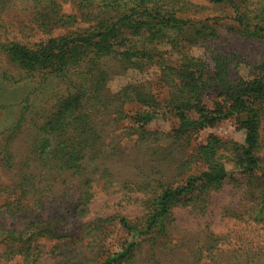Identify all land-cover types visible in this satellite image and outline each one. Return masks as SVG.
I'll return each instance as SVG.
<instances>
[{"label": "trees", "instance_id": "16d2710c", "mask_svg": "<svg viewBox=\"0 0 264 264\" xmlns=\"http://www.w3.org/2000/svg\"><path fill=\"white\" fill-rule=\"evenodd\" d=\"M28 1L34 9L37 29L49 28L47 33L50 34L53 28L60 26L65 31L32 44L0 40V58L7 66L0 69V78L13 79L10 67L19 73H42V86L53 77L51 84L58 82L66 89L55 102L48 103L49 98H46L45 104L36 110L29 96L20 101L21 110L2 149L7 169L18 166L13 182V191L17 192L4 198L0 205L5 206L11 216L24 219L26 228L22 232L0 228V242L28 243L31 247V241L41 234L61 240L70 237L68 233H60L55 225L58 219L42 220L38 213H33L35 209L31 205L40 204L42 192L46 187L50 191L60 175L83 173L84 163L94 155L93 148L102 136V126L93 121L97 112L113 111L117 118H122L132 108L131 117L138 128L143 130L145 124L164 110L177 118L182 134L196 125H212L219 119L234 116L246 134L244 144H231L230 154L226 156L233 169H237L238 178L228 175L223 163L215 161L180 185L161 188L149 201L142 227L119 216L120 224L132 231L131 238L118 251H104L99 264L133 261L134 247L139 245L134 237L145 235L155 222L159 231L151 236L153 246L161 244L162 240L168 241V236L161 232L160 237L159 232L165 228L162 221L169 217L173 203L192 201V206L197 207L210 199V193L228 179L244 193L248 192L247 198L261 199L249 210L260 218L264 216V143L259 133L264 114V59L252 67L251 76H233L231 58L207 45L216 38V27L220 24L264 42V0H202L205 5H194L189 0H72L76 6L74 12L63 10V0ZM4 4V0H0V11ZM212 8L217 9L208 13ZM118 34L126 35L127 41L117 42ZM163 38L173 43V47L179 46L174 62L166 57L172 52L155 46ZM191 45L204 47L211 65L192 55L188 51ZM151 65H157L165 81V99H159L158 94L146 91L138 83H128L113 94L106 89L115 71L123 73L129 67L143 71ZM48 88L41 90L46 92ZM204 93L214 94L210 106L203 104ZM125 104H131L132 108L127 109ZM189 112H195L198 118L192 120ZM23 132L26 154L20 165L14 161L10 145L15 135ZM219 144L216 140L203 149L212 155ZM33 159L44 173L32 170ZM42 181L50 183L41 187ZM87 189L89 187L84 185L83 201L90 196ZM57 212L55 209L54 214ZM91 245L63 263L94 264V246ZM30 256L32 254L28 253L25 260L32 264L35 260H29ZM155 264L160 263L156 260ZM190 264L207 262L191 261Z\"/></svg>", "mask_w": 264, "mask_h": 264}, {"label": "rangeland", "instance_id": "374dc122", "mask_svg": "<svg viewBox=\"0 0 264 264\" xmlns=\"http://www.w3.org/2000/svg\"><path fill=\"white\" fill-rule=\"evenodd\" d=\"M189 1L194 5H205L202 0ZM4 2L0 11V40L32 44L65 31L60 26L53 28L50 34L47 33L49 28L37 29L33 19L34 9L30 8L28 0ZM62 8L67 12L76 11L72 0H63ZM216 9H209L208 13ZM216 31V38L207 45L231 58V75L251 76L252 67L264 59V42L228 30L221 24L216 27ZM117 37V42L121 44L127 41L126 35L118 34ZM155 46L172 52L166 54L171 62L178 58L175 51L179 46L173 47L167 38ZM188 51L211 65L204 47L191 45ZM6 67L5 61L0 58V69ZM8 70L14 76L13 79L0 78V204L4 198L17 192L13 191V182L18 166L7 169L2 149L18 118L20 101L29 96L32 108H40L38 106L44 105L46 98H49L48 103H53L66 89L65 85L58 82L51 84L53 77L42 86V73H19L10 67ZM128 83L142 84L146 91L158 94L159 99L166 97L165 81L157 65L147 66L143 71L132 67L123 73L115 71L106 89L113 94ZM47 87V91L42 92L41 88ZM213 99V93H204L202 96L203 104L209 106ZM124 107L129 109L132 105L125 104ZM160 111L159 117L145 124L143 130L137 127L131 117L133 108L122 118H117L113 111L97 112L93 121H98L102 126V136L93 148L94 155L84 163L83 173L60 175L58 183L50 191L46 187L42 192L40 204L34 202L31 205L35 209L33 213H38L42 220L58 219L55 225L60 233H68L70 237L61 240L41 234L31 241V247L28 243L0 242V264H30V261L25 260L28 253L32 254L29 260H35L32 264H64L63 261L90 243L94 246V264H99L104 251H118L131 238L132 231L120 224L119 216L142 227L149 201L155 198L161 188L180 185L186 178L199 174L215 161L223 163L228 175L233 174L238 178L237 169H233L226 156L230 154L231 144H244L246 134L234 116L219 119L212 125H196L182 134L177 118L166 114L164 110ZM188 115L192 120L198 118L195 112H189ZM261 119L259 133L264 143V114ZM23 134H16L10 145L14 161L20 165L26 154ZM216 140L220 141L219 147L210 155L203 147L214 144ZM262 153L264 155V146ZM32 165L34 172L44 173L45 170H41L35 159ZM233 182L228 179L227 183L210 193V199L200 202L197 207L192 206V201H175L169 217L162 221L165 228L162 227L159 232L160 237L161 232H164L163 236L167 235L168 241L161 239V244L153 246L151 236L159 231L158 223L155 222L145 235L134 237L139 245L134 247L133 261L124 260L119 264H155L156 260L160 264H190L191 261L207 264H264V216L260 218L255 211H252L253 214L249 210L261 199L255 196L247 198L248 192L244 193ZM49 183L42 181L39 185L43 187ZM84 185L89 187L90 196L83 201L86 191ZM55 209L58 214H54ZM25 223L24 219L11 216L5 206L0 205L2 230L22 232L26 228ZM153 253L155 256H151Z\"/></svg>", "mask_w": 264, "mask_h": 264}]
</instances>
